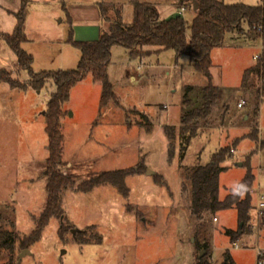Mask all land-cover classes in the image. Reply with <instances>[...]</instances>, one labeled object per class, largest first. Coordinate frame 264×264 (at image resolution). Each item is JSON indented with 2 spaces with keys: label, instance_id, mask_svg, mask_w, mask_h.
Masks as SVG:
<instances>
[{
  "label": "rangeland",
  "instance_id": "rangeland-1",
  "mask_svg": "<svg viewBox=\"0 0 264 264\" xmlns=\"http://www.w3.org/2000/svg\"><path fill=\"white\" fill-rule=\"evenodd\" d=\"M93 1L115 5L125 19L128 14L132 17L134 1L152 3L162 18L173 12L174 16L181 15L188 22V36L189 23L195 14L189 0H30L26 5L24 29L28 40L21 47L33 56L35 72L76 66L79 52L64 39L69 27L73 37L74 31L82 37L88 31L84 24L67 25L63 6ZM219 1L256 5L262 0ZM19 7V0H0V32H12L16 21L14 13ZM115 11L109 7L105 15L112 19ZM102 24L106 29L107 23ZM245 32L227 34L223 46L214 49L210 68L212 84L218 87V103L227 106L228 115L239 114L234 117V122H240V114L252 113L255 90L258 89L257 96L260 97L257 139L241 138L230 159L223 162L228 168L219 175L220 200L236 187L244 174L246 167L242 164L246 154L252 151L249 156L252 172L264 169V92L255 76L251 77L252 85L247 92L241 86L247 63L254 62L253 48L257 49L262 40ZM2 68L12 78L28 79L25 71H18L14 53L0 39ZM108 74L120 105L110 100L100 107L101 89L96 94V88L90 82L91 85L81 82L70 90L69 99L63 106L66 114L60 120L62 171L79 183L100 172L134 167L142 161L146 170L124 178L127 195H122L108 183L87 192L64 189L62 207L74 233L68 231L62 241L57 234L60 220L51 218L42 229L40 239L23 248L29 252L21 256L19 264H198L201 249L195 246L196 242L207 244L205 258L212 264H222L226 250L233 264H257L256 250L264 254V221L261 223L258 219L264 215V209L260 213L250 209L249 223L255 230L238 238L235 241L237 248H233L234 243L224 233L225 229L238 226L234 208L219 210L214 215L205 213L200 219L189 214L190 186L185 168L208 162L216 149L232 143L233 140H224L226 121L220 124L215 112L212 117L219 130L218 139L215 135L208 141L193 138L181 161L177 138L168 141L163 131L165 125L180 124L184 86L203 87L206 78L192 68L186 55L176 58L173 50L131 59L121 46L111 48ZM237 90H241L246 99L239 109L236 108L240 98ZM50 92L48 84L38 92L31 88L26 91L11 88L7 82L0 81V228L15 234L16 247L19 239L33 229L45 204L47 137L43 111ZM188 98L196 105L201 101L197 91H192ZM194 105L190 104V107ZM220 111L221 108L217 112ZM140 114L147 116L150 128L138 124L142 121ZM240 161L241 166L235 165ZM153 174L161 175L163 181L157 182ZM258 187L264 189L263 172H257L255 188ZM127 204L133 209L128 210ZM90 225L100 234L101 242L77 243L76 232ZM250 232L247 226L244 233ZM21 250L16 248L17 258ZM6 259L7 252L0 250V264Z\"/></svg>",
  "mask_w": 264,
  "mask_h": 264
},
{
  "label": "trees",
  "instance_id": "trees-1",
  "mask_svg": "<svg viewBox=\"0 0 264 264\" xmlns=\"http://www.w3.org/2000/svg\"><path fill=\"white\" fill-rule=\"evenodd\" d=\"M20 7L15 15V25L10 33L0 32L7 47L14 53L18 71H25L28 75L26 81L12 78L6 69H0V81H5L11 88L26 90L31 88L40 91L48 83L54 86V90L49 93L46 108L43 111L44 131L47 137V157L45 159V185L46 199L41 213L35 220L33 229L23 235L16 247V236L9 230L0 228V250L7 252V259L2 264H19L15 254L16 248H28L36 243L41 236L42 229L49 220L56 217L60 220L57 231L58 237L65 241V234L71 231L70 221L67 219L62 207L64 189H77L87 192L95 186L111 184L115 186L122 195H127L128 188L124 184V178L129 174L144 173L145 164L140 162L134 167L103 171L95 176L75 183L71 175L62 171L64 162L62 160V142L60 120L66 114L63 106L68 101L71 88L80 80L90 76L92 81L101 85L99 106L103 107L108 101L113 100L120 105L113 86L108 78V66L111 59V48L121 46L129 52L131 59L149 56L151 53H158L163 50H173L176 58L186 55L192 68L202 74L207 83L197 91L201 96L199 105L192 103L188 98L193 87H184L183 103L186 106L181 126H164L163 131L172 140L177 138L179 143L178 157L181 161L193 138L201 131V124L212 114L216 105L217 87L212 84L210 67L212 66L211 52L214 48L223 45L227 34L244 33L254 34L264 41V0L256 5L244 3L226 4L219 0H189L197 5L195 14L189 23L190 34H187L188 22L181 16L175 15L169 18L160 17L156 7L149 2H133V17L130 22H124L121 17V10L113 4L106 5L104 2H96L102 22L107 23L106 29H101L95 40L81 41L73 37L72 28L69 27L64 41L76 48L79 52V59L74 68L43 70L35 72L32 68L33 56L26 52L21 44L27 41L24 29L26 19V5L30 0H19ZM182 2V0H180ZM115 9L114 18L110 19L105 15L106 9ZM63 10L65 8L63 6ZM68 23L72 21L68 14ZM245 25V29L243 27ZM146 47H155L153 50ZM255 76L261 82V91L264 92V49L259 54L253 66L246 69L241 81L244 90L251 86V77ZM258 95V89L255 90ZM253 99V111L250 114L249 123L251 131L246 137L257 139L258 127V106L260 97ZM190 104H195L190 107ZM142 118L139 125L150 128L151 122L145 114H140ZM239 138L231 144L225 145L214 151L208 162L196 163L185 168L186 180L190 186L189 214L191 217L200 219L205 213L214 215L222 209L234 208L237 214L238 226L235 230L225 229L224 233L231 242H235L244 233L249 222V211L253 208L250 190L254 182V174L249 165V156L246 155L243 166L246 167L244 176L240 179L234 189L229 190L223 199L218 198L219 175L226 168L222 163L232 156L231 149L234 150ZM169 155V154H168ZM157 182H162L163 178L159 174H153ZM128 210H132L131 204L126 205ZM137 212V210H136ZM138 213V212H137ZM241 224V225H240ZM74 239L79 244L100 243L101 236L94 231V226L90 225L85 229L78 230ZM198 249L203 252L198 256V264H212L206 259L207 244L195 243ZM204 251H203V250ZM222 264H233L230 261L227 250L224 252ZM264 264V254L259 259Z\"/></svg>",
  "mask_w": 264,
  "mask_h": 264
},
{
  "label": "crops",
  "instance_id": "crops-1",
  "mask_svg": "<svg viewBox=\"0 0 264 264\" xmlns=\"http://www.w3.org/2000/svg\"><path fill=\"white\" fill-rule=\"evenodd\" d=\"M139 2V1H138ZM96 4V1H93V2H91V3H88V2H86V3H82V4H80L79 6H77V5H72V4H66V8H65V11H63V13H64V18H65V21H67L68 22V19H67V15L66 14H68L69 15V17H70V20L72 21V23L71 24H80V25H82V24H84L85 26H83V27H85L86 29H87V31L88 32H84V34H83V37H82V35L81 34H79V32H76V31H74V38L75 39H89V40H93V39H95V38H97L98 37V35H99V33H100V30L101 29H105L104 28V25L102 24V20H101V18H100V14H99V11H98V8H97V6L95 5ZM133 4V3H132ZM183 8V7H182ZM185 10V9H184ZM7 11H9V9H7ZM174 14V12L173 13H167V15L165 16V17H163V18H169V17H172V16H174L173 15ZM159 15H160V13H159ZM161 16V15H160ZM121 17H122V20L124 21V22H130L131 20H132V17H133V7H132V17H131V14L129 15H127V17L128 18H123V12H121ZM130 17H131V19H130ZM162 17V16H161ZM69 23H67V25H68ZM249 36L250 37H254L255 35L254 34H249ZM27 38V37H26ZM28 40V39H27ZM223 46V45H222ZM222 46H220V47H222ZM114 47V46H113ZM112 47V48H113ZM220 47H216V48H214V49H217V48H220ZM214 49L212 50V52H211V60H212V66H213V51H214ZM254 50H255V52L253 53V54H251L252 56V59H254V56H255V54H257L258 53V48L257 49H255V48H253ZM126 54L129 56V52L126 50ZM144 58V57H143ZM33 61H34V58H33ZM141 61V60H140ZM254 63H255V59H254V62L253 61H250V62H248L247 63V67H246V69H248V68H250L251 66H253L254 65ZM211 66V67H212ZM210 67V68H211ZM138 68V67H137ZM245 69V70H246ZM211 73V72H210ZM108 76H109V74H108ZM211 76H212V74H211ZM130 77H131V79H135V76L134 75H130ZM85 81H88V82H85ZM87 83L88 85H91L92 84V87L93 88H96L95 89V92H96V94H97V92L99 93L100 92V89H101V85L98 83V82H94V81H92V79L90 78V76H87V77H85L84 79H82V80H80L79 82H77L76 84H79V83ZM91 84H90V83ZM75 84V85H76ZM86 84V85H87ZM74 85V86H75ZM48 86H49V90H51V91H53L54 90V86L51 84V83H48ZM73 86V87H74ZM185 86H187V85H185ZM184 86V87H185ZM189 86H191V87H193V92H196V91H198L199 89H201V88H203V87H194V86H192V85H189ZM216 86V85H215ZM72 87V88H73ZM217 87V86H216ZM27 90V89H26ZM26 90H23V91H26ZM192 91H191V93H189V95H191L192 94ZM246 91V90H245ZM247 92V91H246ZM238 95H240V98H242L243 96H242V91L241 90H237V92H236ZM183 96H184V94L182 95V98H183ZM217 97H218V87H217V96H216V105H215V107H214V110H213V112H212V114L210 115V117L205 121V122H203L202 124H201V128H202V131H201V133L198 135V136H196V137H200V138H203L204 139V141H208L211 137H213L214 135H215V137L218 139V134H219V130H217V127H215L216 125H215V123H214V121H215V119H213V115L214 114H216V113H218V115H219V119L221 120V122H220V124L222 123V121L224 120V121H226V123L228 124V125H226L225 126V129L227 130V131H225V135H226V138L224 139L225 141L226 140H228L229 139V141H234V140H236V139H238L239 138V140L241 139V138H244V137H246L247 136V134L250 132V130H251V126H250V123H249V119H250V114H247V113H242V114H240L241 115V120H240V122L238 121V122H234L233 121V119H234V117H237V115H239L238 113H236V114H233V115H228L227 114V106L226 105H220L219 103H218V101H217ZM239 98V99H240ZM248 98V97H247ZM99 99H100V97H99ZM238 99V100H239ZM184 100V99H183ZM183 100H182V104H183V107H182V114H181V120H180V124L178 125V126H173V127H175V128H178L179 126H181V122H182V115H183V112H184V110H185V108H186V106L184 105V103H183ZM238 102V101H237ZM237 104V103H236ZM98 105H99V101H98ZM219 108H221V111L220 112H217V111H219ZM236 108L237 109H239L238 107H237V105H236ZM240 108H242V107H240ZM216 112V113H215ZM232 121H233V123H232ZM166 126V125H165ZM220 126V125H219ZM164 127V126H163ZM257 129L259 130V122H258V127H257ZM236 130H239V131H241L240 133H237L236 132ZM206 131H207V133H206ZM195 137V138H196ZM167 140H168V138H167ZM169 141V140H168ZM167 141V142H168ZM232 141V142H233ZM219 146V145H218ZM223 146H225V145H223ZM220 147H222V146H220ZM235 148V147H234ZM217 150V149H216ZM215 150V151H216ZM235 150H236V148L234 149V152H235ZM247 155V154H246ZM246 155L244 156V159L246 158ZM241 162V161H240ZM236 165V164H235ZM0 166H1V163H0ZM222 166H224L226 169L228 168V165H224L223 163H222ZM66 168L67 169H69L70 167L69 166H66ZM225 169V170H226ZM246 171V170H245ZM257 172L258 173H260V172H262L261 171V169L260 168H258L257 170H256V172H252L253 174H254V182H253V186H252V188L251 189H253L254 191H257V190H260V191H262L263 192V195H264V189L263 188H260V187H258V188H255V180H256V175H257ZM244 174H245V172H244ZM244 174L242 175V177L244 176ZM241 177V178H242ZM240 178V179H241ZM240 179L238 180V182L240 181ZM237 182V183H238ZM231 190V189H230ZM253 197H254V199H252V205H253V207H254V205H255V202H256V197H255V195H252ZM259 216V215H258ZM215 218V217H214ZM260 221H261V223L264 221V215L263 216H260L259 218H258ZM249 220H250V216H249ZM248 226L250 227V230H251V232L250 233H242L241 235H240V237L241 236H248V235H250L255 229L250 225V223L248 222ZM232 230H235V229H232ZM239 237V238H240ZM208 243V242H207ZM233 243H235V242H233ZM209 245V244H208ZM209 248H210V246H209ZM234 248V247H233ZM258 250H256V252H257ZM260 251V250H259ZM262 253V252H261Z\"/></svg>",
  "mask_w": 264,
  "mask_h": 264
},
{
  "label": "built area",
  "instance_id": "built-area-1",
  "mask_svg": "<svg viewBox=\"0 0 264 264\" xmlns=\"http://www.w3.org/2000/svg\"><path fill=\"white\" fill-rule=\"evenodd\" d=\"M264 49V41H262V43L259 45L258 47V53L255 54L254 59L256 61V59L258 58L259 54L261 53V51ZM140 64H142V61H140ZM246 103V99L244 97L240 98L237 102V107L240 108L242 107L244 104ZM231 152L233 153L234 150L231 149ZM264 173V169L261 170ZM251 195H255L256 197V202L254 205V209L256 210L257 213H260V211L262 209H264V201L262 200L264 195L263 192L260 190L254 191L253 189L250 190ZM216 219L213 218V221H215ZM238 246L236 245V243H234V248H237ZM262 253L258 250L257 251V255L260 256ZM257 264H262L261 260H257Z\"/></svg>",
  "mask_w": 264,
  "mask_h": 264
},
{
  "label": "water",
  "instance_id": "water-1",
  "mask_svg": "<svg viewBox=\"0 0 264 264\" xmlns=\"http://www.w3.org/2000/svg\"><path fill=\"white\" fill-rule=\"evenodd\" d=\"M196 7H197V5L194 4L193 9L196 10ZM236 165H237V166H241V162H236ZM240 225H241V224H240ZM74 231H75V229H72V230H71L72 233H74ZM26 252H29V250H28V249H22V250L20 251V253L18 254V258H17L18 262L20 261L21 256H22L23 254H25ZM202 255H203V252H200L199 256H202Z\"/></svg>",
  "mask_w": 264,
  "mask_h": 264
}]
</instances>
